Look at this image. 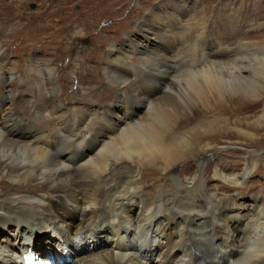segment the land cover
Instances as JSON below:
<instances>
[{
    "label": "bare ground",
    "instance_id": "6f19581e",
    "mask_svg": "<svg viewBox=\"0 0 264 264\" xmlns=\"http://www.w3.org/2000/svg\"><path fill=\"white\" fill-rule=\"evenodd\" d=\"M167 1L159 3L158 7ZM180 2L177 0L167 7H160L155 12L159 18L154 15L147 21L141 20L139 26L133 25L132 30H136L133 36H139L143 42L136 43L128 38L125 46L133 48L132 58L130 49H127L129 52L124 50V41L115 43L120 47L111 49L110 46L108 53L111 57L107 62L113 65L106 70L107 79L120 88L118 94L128 92L134 111H124L123 119L117 116L112 119L113 113L106 110L105 117L110 114L111 119L98 122V126L103 124L96 133H93L95 128H82L79 115L73 122L62 118L64 122L56 134L53 129L42 128L49 135L37 139L34 135L44 131L27 129L30 125L19 120L23 118L15 117L12 121L14 127H11L2 119L9 116L5 102L11 99L5 84L15 78L10 72L0 73V181L7 184L6 188H0V221L21 223L31 220L33 230L39 228L37 222L41 223L39 219L44 217L59 224L45 235L28 233L29 238L15 241L19 232L12 238L17 244L10 239L0 244V264H19L20 256L17 255L21 252L17 254V249L29 244L41 259L48 261L50 256L56 260L68 256L72 258L68 264H264V207L254 208L257 201L252 195L254 204L250 215H246V207L241 204L233 206V196L240 197V193L227 197L223 194L221 198L216 193L211 194V187H206L210 180L202 182L212 155L221 149L209 139L228 132L234 133L239 141L224 148L234 146L244 150L252 161L238 174L216 171L214 177L226 186L222 189L236 191L242 188L258 164L256 154L262 150H252L249 146L258 145L262 139L264 109L251 120L247 117L232 120L218 112L224 108L223 104L234 98L248 103L261 101L264 96V47L253 49L254 45L250 43L248 46V42L239 47L238 42L231 45V38L220 33L224 20L216 21V29H212L217 30V34L213 33L214 41L228 47L216 52L205 33L213 31L206 24L207 20L197 17L198 14L193 16L198 20L195 22L197 28L193 26V30L202 32L194 39L193 33L183 35L185 28L178 27L175 19L184 16ZM192 2L186 0V5ZM165 16L173 17L174 24L171 25L176 28L170 26L165 33L155 31L162 30L155 20L168 19ZM167 36H181L189 44L171 45L166 42ZM152 43L169 49L172 52L169 56L174 55L173 59L165 60L166 57L156 54L154 46L149 48ZM131 65H135L137 76H142L146 82L139 79L142 84L137 86L138 81L135 85L134 80H130L136 72ZM117 66L123 71L115 70ZM39 75L42 77L40 83L37 82L39 77H31L38 79H32L39 83L38 87L47 83L49 92L55 93L54 70L45 65ZM144 83L147 95L142 96L137 89H143ZM26 86L30 87L31 82ZM14 92L11 94V110L15 104ZM163 94L158 99H151ZM120 99L115 97L109 105L119 108L116 100L119 102ZM139 109H145V114L140 116L143 111L139 115L136 112ZM59 110V106L53 105L51 113L57 115ZM4 114L7 115L2 118ZM208 114L214 119L207 120ZM17 129L33 137H16L12 131ZM89 145L86 156L93 153L87 158L80 157L78 150H85ZM189 161L198 170L197 174L192 176L191 169H186L184 172L190 175L181 176L180 167L183 164L182 170L185 169L184 164ZM149 172L160 174L156 181L171 179L174 190L168 185L161 189L145 187V175ZM219 187L214 186V189ZM137 194L146 199L141 203L139 214L132 216L130 212L135 213V210L131 208L141 198L139 195L134 198ZM63 208H71L82 217L76 228L63 222L58 213ZM221 209L223 213L228 210L237 212L226 218ZM96 225L99 229L94 230ZM62 227H66L69 234L73 232L74 236L67 232L59 234ZM93 230L101 232V236L93 234ZM233 230H243L242 236H236ZM107 236L109 240L114 238L112 247L83 259L88 251L103 245ZM96 238L103 240L97 241L99 244L89 243L88 239ZM157 250L161 251L160 256L155 253ZM172 253L174 256L169 258ZM78 257L82 259L77 260Z\"/></svg>",
    "mask_w": 264,
    "mask_h": 264
},
{
    "label": "rangeland",
    "instance_id": "374dc122",
    "mask_svg": "<svg viewBox=\"0 0 264 264\" xmlns=\"http://www.w3.org/2000/svg\"><path fill=\"white\" fill-rule=\"evenodd\" d=\"M164 1L166 0H146V2L144 0H0V51H2L0 53V73L2 71L10 72L13 74V78H15L9 81L10 84H5V89L9 92L11 99L5 102V110L9 116L2 120L7 122L11 127H14L13 122L16 119L15 117L23 118V120L19 119L20 122L30 125L27 129L31 131H41L43 130L42 128H46V130L53 129L56 134V130L64 122V119L73 122L79 115V119L83 123L82 128L89 130L95 128L93 133H96L103 124L100 123L98 126V122L106 118L108 120L111 119L110 114H107V117H105L104 112L106 110L109 109L113 113L112 119H115L116 116L122 118L124 111L128 113L134 111V104H131L132 100L129 98L128 92L125 95L118 94L121 93L119 91L120 88L115 84H111L107 79L106 70L112 68L111 65H113L111 62L110 65L107 62L108 57H111L108 50L110 46L111 49L113 46L120 47L119 44L115 43L124 41V44H122L124 50L129 52L127 49H130V58H132L133 48L130 45L125 46L128 44V38L135 40L136 43L143 42L139 36H133L136 32V30H132L133 25L139 26L141 20L147 21L149 17H153L154 15V18H159V14L155 12L159 11L160 7H167L177 0H168L163 4L164 6L158 7V4ZM180 5L184 8L182 11L184 16L175 19L178 27L183 26L185 28L182 32L183 35L193 33L192 39H194L198 33L202 32H195L193 30V26L197 28V23L195 22L198 21L193 16L198 14L197 17H202L204 21L207 20L206 24L209 25L212 31V27L216 29L214 27L216 21L220 23L225 20L220 33L226 35L228 39L231 38L229 41L231 45L238 42L239 47L243 43L248 42V46L254 45L253 49L261 46L264 47V0H193L189 6L186 5V0H181ZM167 18L169 20L165 18L155 20L156 25L162 28V30L155 29V31L165 33L166 30L171 29L170 26H174L171 25L174 24L172 22L173 17ZM173 28L175 29L176 27L174 26ZM216 31L214 30L212 33L207 31L205 33L209 42L213 43L212 48L218 52L220 49L227 48L228 46L220 45L214 41L213 33L217 34ZM129 32L132 34H129ZM167 37L168 40L166 42L171 45L181 43L183 46H186L189 44V41L183 37L182 39L181 36ZM203 42H205V38ZM143 44H145V41ZM154 45L152 43V46L150 45L149 48ZM206 49L207 47H205ZM171 50L176 51V49ZM153 51L164 59L166 57L165 60H172L174 57L173 55L171 59L169 55H172V52L169 49H162L161 46H154ZM235 51L234 49L233 52ZM45 65L53 69L56 74V82H54V84L56 83L54 85L56 89L55 93L49 92L48 86H46L47 83L45 85L41 83V88L38 87L40 79H42L39 73ZM131 67L136 72L130 80L132 81L133 79L135 85L138 83L137 86L142 84V82H146V79H143L142 76H137L135 65H131ZM114 69L123 71L120 66L114 67ZM31 77H39V81H37L39 83L32 80L38 79ZM139 79H143L141 83L138 81ZM135 81L138 82L136 83ZM29 82H31L30 87L26 86V83ZM14 90L13 97L15 104L12 106L13 110H11L10 107L13 100L11 94ZM137 91L142 96L144 94L147 95L145 83L144 88L140 89L138 87ZM161 96H164V94L154 96L151 99H158ZM115 97H119V99L121 97L119 102L116 100L120 104L119 108L109 105L112 100L115 101ZM258 100L248 103L247 101L234 98L232 101L226 102V105L223 104L224 108L221 107V112H217L220 116H225V118H231L232 120L245 117L251 120V118L254 119L255 116L261 114L264 109V96L261 98V101L259 100L260 102ZM53 105L57 108L59 106L60 110L57 115L55 112L51 113ZM142 111L143 109H139L136 112H139L140 115ZM7 114H4L2 118ZM144 114L145 109L140 116ZM138 118L137 116L136 119ZM206 119L213 120L214 117L208 114L206 115ZM16 122L18 121L16 120ZM43 131L35 134L34 137L37 139L49 135L47 131ZM12 132L16 137L20 135V137L26 139L33 137L27 134L28 132H20L18 129ZM260 137L262 139L258 145L252 144L249 146L252 150H258L257 148H260V151L262 150L256 154L258 164L251 172V177L246 180L242 188L236 191L222 189L226 187L224 182L217 180L214 174L216 171H222L226 174L228 171H231L233 174L242 172L248 162L252 161L250 155L234 146L227 147L233 148L232 150L224 148V146L226 147L231 143L239 141V138L234 133L228 132L226 135L224 134V136L217 137L216 139H209V141H213L221 149L212 155L211 160L207 164V172L205 171L202 182L204 184L205 180H210L208 184H205L206 187H211L213 191L211 194L216 193L221 198L223 194L227 197L240 193V197L233 196L235 197L233 206L241 204L243 208L246 207V215H250V209L254 204L251 199L252 195L257 201L254 208L264 207V159H262L264 157V131H262ZM89 148L90 145L85 150H78L79 156L87 158L93 153V151L89 152L86 156ZM224 149L226 151H223ZM184 165L185 169L182 170L183 164L180 167L181 176L187 177V175H190L189 172H184L186 169H191L192 176L197 174L198 170L194 169L191 161L186 162ZM159 175L151 172L146 173L145 179L148 183L146 181L145 187L148 186L151 189L158 187L161 189V187H167L168 185L171 188L170 190L173 191L174 183L172 184V180L159 178L156 181L155 178ZM216 184L221 188L219 187L218 190L214 189V186H217ZM220 184H223V186ZM6 186L5 181H0V188H6ZM27 188L29 189L28 186ZM207 194H209V191H207ZM138 195H134V198L137 199ZM140 197V204L137 203L139 200H136L133 205L135 208H131L135 210V213L134 211L130 212L131 215L133 214L132 216L139 214L141 203H143V199H146L142 196ZM148 200L150 201L149 197ZM137 206L139 209H136ZM221 212L223 213V209H221ZM236 212L237 210H228V214L224 212L223 215L227 218L228 215H233ZM58 213L64 219L63 222L65 224L68 223V227L76 228L82 221L80 214L71 208L60 209ZM39 221L41 223L37 222L39 228L36 230H33V221L31 220H25L21 223L0 221V244H5V241L8 239L18 241L19 239L29 238L28 233L42 236L51 232L55 226L59 225L54 219L48 217L40 218ZM243 223L242 221L241 224ZM95 229H99V225H96ZM94 230L93 234L101 236V232L98 233ZM19 232V237L13 240L12 238ZM59 232V234L67 232L66 227L59 228ZM242 232L243 230H233V233H236L238 237L242 236ZM69 235L73 237L74 233L72 232ZM113 239L110 237L109 240V236H107V240L104 239L105 243L103 245L88 251L83 259L90 258L93 253L97 254V252L99 253L112 247L115 242ZM102 240L98 238L93 240L88 239L90 244L97 241L101 242ZM15 241L14 243L17 244ZM97 244L99 243L97 242ZM153 249L154 247H151V250ZM155 253H158L160 256L161 251L157 250ZM173 254H170L169 258H172ZM80 258L82 259V257H78L77 260Z\"/></svg>",
    "mask_w": 264,
    "mask_h": 264
}]
</instances>
